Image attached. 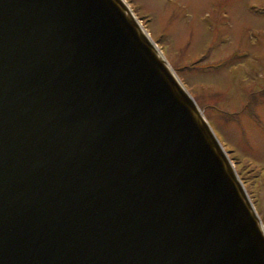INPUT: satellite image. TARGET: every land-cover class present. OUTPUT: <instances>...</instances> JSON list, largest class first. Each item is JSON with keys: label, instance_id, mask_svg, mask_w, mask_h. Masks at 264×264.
<instances>
[{"label": "water", "instance_id": "obj_1", "mask_svg": "<svg viewBox=\"0 0 264 264\" xmlns=\"http://www.w3.org/2000/svg\"><path fill=\"white\" fill-rule=\"evenodd\" d=\"M0 264H264V227L125 0H0Z\"/></svg>", "mask_w": 264, "mask_h": 264}, {"label": "rangeland", "instance_id": "obj_2", "mask_svg": "<svg viewBox=\"0 0 264 264\" xmlns=\"http://www.w3.org/2000/svg\"><path fill=\"white\" fill-rule=\"evenodd\" d=\"M231 159L264 224V0H126Z\"/></svg>", "mask_w": 264, "mask_h": 264}]
</instances>
